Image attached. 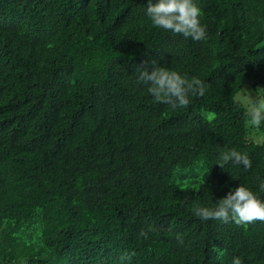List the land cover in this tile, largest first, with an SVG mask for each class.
Wrapping results in <instances>:
<instances>
[{"label":"trees","instance_id":"16d2710c","mask_svg":"<svg viewBox=\"0 0 264 264\" xmlns=\"http://www.w3.org/2000/svg\"><path fill=\"white\" fill-rule=\"evenodd\" d=\"M248 83L264 0H0V264H264Z\"/></svg>","mask_w":264,"mask_h":264},{"label":"rangeland","instance_id":"374dc122","mask_svg":"<svg viewBox=\"0 0 264 264\" xmlns=\"http://www.w3.org/2000/svg\"><path fill=\"white\" fill-rule=\"evenodd\" d=\"M238 100H242L243 104L250 110H252L255 102L257 103V110L264 113V86L253 89L252 84H246L238 95Z\"/></svg>","mask_w":264,"mask_h":264}]
</instances>
